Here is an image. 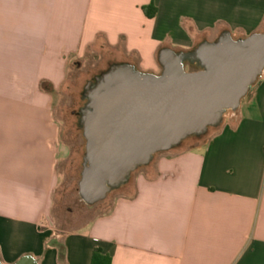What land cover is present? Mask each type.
Instances as JSON below:
<instances>
[{
  "label": "crops",
  "instance_id": "1",
  "mask_svg": "<svg viewBox=\"0 0 264 264\" xmlns=\"http://www.w3.org/2000/svg\"><path fill=\"white\" fill-rule=\"evenodd\" d=\"M260 32L264 0H0V263L91 264L99 248L111 264H264V73L205 141L155 154L108 210L70 226V208L54 215L67 152L53 101L72 61L104 46L159 73L163 49Z\"/></svg>",
  "mask_w": 264,
  "mask_h": 264
},
{
  "label": "water",
  "instance_id": "2",
  "mask_svg": "<svg viewBox=\"0 0 264 264\" xmlns=\"http://www.w3.org/2000/svg\"><path fill=\"white\" fill-rule=\"evenodd\" d=\"M158 61L160 73L114 64L85 86L79 193L88 205L127 184L155 154L204 135L236 110L264 73V32L242 39L222 34L186 52L166 48ZM187 64L197 70L187 71ZM15 264L36 262L24 257Z\"/></svg>",
  "mask_w": 264,
  "mask_h": 264
},
{
  "label": "rangeland",
  "instance_id": "3",
  "mask_svg": "<svg viewBox=\"0 0 264 264\" xmlns=\"http://www.w3.org/2000/svg\"><path fill=\"white\" fill-rule=\"evenodd\" d=\"M122 57L123 55L119 50H111L104 46L91 48L86 57L70 63L64 84L60 92L54 95V115L60 125L59 143L63 145L67 152L65 155L62 154L63 156H61L58 165L59 181L54 208V215L58 224L60 220L69 217V208L75 214V220H68L66 224L68 226L78 225L86 221L97 211L108 210L115 196L124 191H131V185L127 188L125 186L132 182L136 174L144 168L143 166L134 171L127 184L112 190L104 200L93 204L94 209L89 210L91 205L86 204L80 196L79 182L83 170L86 146L83 129L80 126L81 109L86 103V99L83 98L85 86L112 65L125 63L120 60ZM134 60L136 61L135 58ZM186 69H190V67ZM229 112H226L225 115ZM215 127H210L202 136L189 137L177 148H189L205 141L215 131Z\"/></svg>",
  "mask_w": 264,
  "mask_h": 264
},
{
  "label": "trees",
  "instance_id": "4",
  "mask_svg": "<svg viewBox=\"0 0 264 264\" xmlns=\"http://www.w3.org/2000/svg\"><path fill=\"white\" fill-rule=\"evenodd\" d=\"M144 12L148 17H153L156 13V6L152 2L148 6L144 7ZM193 68V69H192ZM187 71H196L197 67L195 65H192L190 69H186ZM197 137V136H194ZM112 258L109 254L103 253L99 248H96L94 250L91 264H111Z\"/></svg>",
  "mask_w": 264,
  "mask_h": 264
},
{
  "label": "built area",
  "instance_id": "5",
  "mask_svg": "<svg viewBox=\"0 0 264 264\" xmlns=\"http://www.w3.org/2000/svg\"><path fill=\"white\" fill-rule=\"evenodd\" d=\"M263 75V74H262ZM262 75H260L259 77H261Z\"/></svg>",
  "mask_w": 264,
  "mask_h": 264
}]
</instances>
